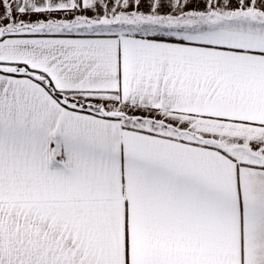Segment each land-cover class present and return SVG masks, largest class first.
<instances>
[{"label":"snow or ice","instance_id":"snow-or-ice-1","mask_svg":"<svg viewBox=\"0 0 264 264\" xmlns=\"http://www.w3.org/2000/svg\"><path fill=\"white\" fill-rule=\"evenodd\" d=\"M0 264H264V0H0Z\"/></svg>","mask_w":264,"mask_h":264}]
</instances>
